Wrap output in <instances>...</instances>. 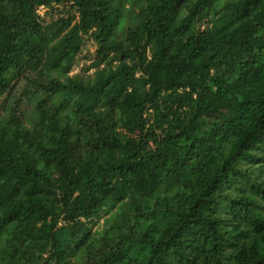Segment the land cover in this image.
<instances>
[{
  "label": "trees",
  "instance_id": "16d2710c",
  "mask_svg": "<svg viewBox=\"0 0 264 264\" xmlns=\"http://www.w3.org/2000/svg\"><path fill=\"white\" fill-rule=\"evenodd\" d=\"M0 264H264V0H0Z\"/></svg>",
  "mask_w": 264,
  "mask_h": 264
},
{
  "label": "rangeland",
  "instance_id": "374dc122",
  "mask_svg": "<svg viewBox=\"0 0 264 264\" xmlns=\"http://www.w3.org/2000/svg\"><path fill=\"white\" fill-rule=\"evenodd\" d=\"M39 14L43 15L46 21H49L51 18L55 17V15H49L48 11L44 8L38 9ZM95 48L94 42L90 38H85L84 43L81 48V53L78 55V58H81L82 55L87 54L88 52H93ZM88 61H84V58H81L79 60V64L75 66L71 72H78L80 69L87 64ZM102 222V220L99 218V224Z\"/></svg>",
  "mask_w": 264,
  "mask_h": 264
}]
</instances>
